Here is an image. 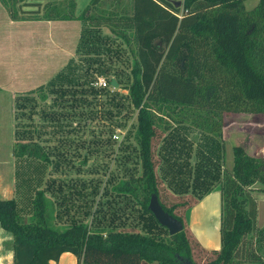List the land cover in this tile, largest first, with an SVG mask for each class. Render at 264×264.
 <instances>
[{"label": "trees", "instance_id": "obj_1", "mask_svg": "<svg viewBox=\"0 0 264 264\" xmlns=\"http://www.w3.org/2000/svg\"><path fill=\"white\" fill-rule=\"evenodd\" d=\"M0 1L12 20L82 22L75 50L78 58L71 57L45 85L29 93L41 89L49 92L51 109L43 106L37 112L34 96L17 95L15 105L24 107L20 117L31 119L39 113L43 119L57 121L71 116L80 120L99 112L98 116L103 114L112 123V133L127 126L120 118L135 113V124L126 130L124 139L132 137L137 145L129 149L125 158L132 160L135 155L141 167V173L134 175L129 169L126 178L114 182L115 190L129 195L125 205L130 208L125 217L134 220L132 215H136L140 231L117 228L119 223L115 221H121L124 213H108L107 199H100V219L96 224L105 230L78 221L58 230L46 215L47 199L42 189H36L30 221L18 213L15 200L0 198V224L14 237V264H49L62 252L75 254L78 263L85 264H196L184 231L185 220L174 213L175 205L160 201L152 160L151 139L156 127L167 131L172 127L170 120L179 123L182 118L200 129L202 146L208 152L194 168V185L204 183L205 188L196 195L202 196L217 182L221 194L220 249L202 264H264V223L258 225L253 193L264 190V157L250 156L242 146L235 145L233 166H224L221 122L224 111L264 114V0H258L248 10L245 0H182L179 5L172 0H131L129 9L119 10L116 8L121 6V0H91L79 16L75 14L77 0ZM103 1L110 3L106 10L99 8ZM103 25L112 28L114 37L102 33ZM117 40L127 46L116 47ZM100 74H111L108 86L94 84ZM112 78L117 88L109 85ZM123 88L128 93H121ZM160 111L169 122L161 120L162 124L157 125L156 113ZM174 114L179 117L173 120ZM19 115L16 111L14 154L48 158L52 150L32 142L31 128H17ZM77 128L72 126L70 131ZM63 139L64 144L71 143V135ZM81 139L78 143H83L82 136ZM102 140L96 137V141ZM113 141L106 137L105 143L114 145ZM216 158L222 163H215ZM152 194L158 196L165 211L182 221L181 232L170 235L159 224L148 207Z\"/></svg>", "mask_w": 264, "mask_h": 264}, {"label": "rangeland", "instance_id": "obj_2", "mask_svg": "<svg viewBox=\"0 0 264 264\" xmlns=\"http://www.w3.org/2000/svg\"><path fill=\"white\" fill-rule=\"evenodd\" d=\"M121 1H122L121 6L119 7L117 6L116 10H119L121 7H123L124 9L130 8L131 0H121ZM177 1H182V0H177ZM90 2L91 0H77V6L75 10L76 16H79ZM257 3L258 0H245L244 6L248 10L256 6ZM109 4L110 3L103 1L102 5H100L99 8L101 10L103 9L106 10ZM80 26L81 23L79 21H76L74 23V26L71 24L69 25V31L72 32L73 35H75L74 46H73L74 48L77 46ZM43 32L46 33L48 31L39 28L36 25V23H33L32 21L27 22V21L10 19L6 8L0 2V71H4L5 73V75H1L0 73V85L2 87H6L5 89L7 90L8 93L13 91L14 93L16 92L22 96L24 95H29V96L32 95V97L34 96V98L38 102L36 108L37 112L43 106L46 108L49 107L51 109L50 105L52 102V95H50L49 92L43 93L44 91L43 89L36 90L32 94L29 93L32 92L33 89L41 85H45L51 79V77H53L56 73H58V71L64 66V62H65L64 57L61 58L62 55H60L59 53L57 54V52H55L54 50H51L49 44L47 45L48 51L45 54L37 50V47L35 46V43L33 42L31 35H33L34 33H43ZM102 33L109 34L111 35V37H114L112 28L109 25H103ZM66 44H65L67 46L66 49H71V44L69 42ZM115 44L116 47L118 48H125V46H127L120 40H117ZM130 46L131 48H133V45ZM43 56H47V57L43 59L44 58ZM129 56H130V61L131 60L133 61L134 60L133 53H131ZM52 57H54L55 60L52 61L51 60ZM77 58L78 56L75 57V59ZM49 60H50V64L48 62ZM40 62H42L44 65L49 64V68L46 69L45 72L39 71V69H41L39 68ZM124 66L126 67V65ZM126 68L129 69L128 67ZM19 69L20 70L23 69V73L18 72ZM126 74L129 75L128 70H126ZM109 76H111V74L110 75L100 74L98 75V78L103 77L104 79L107 80V77ZM117 87H112V88H117ZM120 92L128 93V90L126 88H123L121 89ZM6 101L7 100L2 101L3 102L2 104H4V106L2 108L3 110L2 113H0V117L2 115V117H4L5 122L6 120H9L11 117V109H10L11 102L7 103ZM56 107L57 105L54 108ZM94 107L101 110V108H99L98 106L97 107L94 106ZM23 108L24 107L19 109L17 108V105H15L14 107L15 113L17 111L19 115V113L23 110ZM98 113L95 114L96 116L94 117L90 116L91 114H88L87 118H81L80 120L76 118H72L70 116L67 119H59L57 121H55L54 119L52 120L43 119L40 117L39 113H35L31 119L26 118V115L21 117L19 115L18 117L19 125L17 124L16 126L17 128H19L20 131L27 130V127L29 129L31 128L32 142L34 143L37 141L38 144L44 145L46 150H52V153L49 152L50 157H52L53 159L52 171H58L57 166L60 163L62 166L61 165L59 166L63 173L61 176L64 177L66 176L68 180L72 181L73 177L78 175H82L85 178L88 177L92 169V173H95L98 176V178L103 182V184L105 183L103 187L105 190L107 184V177L109 175L113 173H117L116 175L117 177H121L122 175L126 177L128 175L127 171L124 172L126 170L124 169V167L127 162L122 164L123 161L120 160V158H122L121 157L122 150L116 147L106 148V146L104 145L106 141V137L110 138V142L114 140L113 143L116 144L117 142L125 143V141L128 142L134 141L132 137L129 138L128 140L124 139V137L126 134V130L131 128L132 125L135 124V118H134L135 113L134 114L132 113L133 115L132 117L130 114L128 118H124V119L120 118V120H123V122L125 121V124H127V126L124 128L120 126L121 127L120 130L116 129L112 133L109 129L112 123H110V121H108L106 118L105 120L103 118V114L102 116H98ZM156 114H157V119H156L157 125L162 124L161 120L169 122V120L163 114V111L157 112ZM221 114H222L221 122H222V137H223L222 139L225 141L224 155H223L224 166H226L227 168H231L233 166L234 157L232 154V148L235 145L242 146L250 156H255L260 158L264 157V114L253 113V112L241 113V112H225V111L222 112ZM178 117L179 115L174 114V118L172 117V119L174 120L177 119ZM182 119H184V121H189L188 118H182ZM22 122H24V124H22ZM72 126L76 128L78 127L76 131L75 129L73 130V132L70 131ZM229 126L230 129L228 128L227 131H224V128H227ZM57 128H59L58 131ZM197 131H200V129H197ZM70 135L71 136L73 135V137H77L78 135L79 136L78 142L82 140L81 136L84 139L83 143H79L80 144L79 148H76L77 150L75 155L78 158L76 157L75 160L78 163V165L77 163H74L72 160L73 157L72 154L73 151H71L72 144L71 143L64 144L63 142V140H65L63 138H66V140H68L70 139ZM115 135H118V139L114 137ZM97 136H100V138L103 140L96 141ZM63 144L65 146H63ZM94 147H97L98 150H94ZM58 148H60V150L63 151V153L65 154L64 155L60 154V152L57 151ZM62 156L65 157V159H62ZM83 156H85L86 158L84 162H83L84 160ZM79 158L80 160H78ZM33 159L38 161L39 159L43 160L42 157H38V156H35V158ZM219 160L216 158V160L213 161L215 163L216 161H218L221 164L222 162L221 160L220 161ZM128 164H130L129 165L130 172H132L134 175L136 174V172L141 173V167L137 166L136 160L132 159L128 162ZM210 166L211 169H213L212 168L213 165L209 163V167ZM28 168L29 171L30 169L33 171L31 173L33 179L39 180V175L41 176L40 167L35 168L34 170L33 166L30 165L28 166ZM17 170H18L16 171L17 176H15L16 182H18V187H21L20 185L23 184L22 189H20V197L21 199H23L22 197L26 195V191L28 190L29 186H26L25 182L20 181L21 175H19V173L21 171V166L20 167L17 166ZM113 176L116 179V176L115 175ZM37 180H35L34 183ZM42 184L43 183H38L36 185L35 190L32 192L33 197L35 196L37 187L43 188ZM216 184H214L213 186H215ZM33 186L34 184L30 185V188ZM160 186H162L161 178L157 180V187H158V191L160 190L159 196L161 198L163 196L161 194ZM255 186L262 188V185L259 183H256ZM102 190L103 189H101V191ZM103 191L101 192L100 197ZM218 192L219 189L217 191H213L210 193L211 194L209 196L210 198L208 202L205 203L206 205L205 209L200 208L201 206L199 205V207L196 208L193 213V211H191L193 210V207L192 209L189 208L188 211L186 210L185 206L184 208L182 206L181 209L179 210L174 208V210H176V212L179 213L180 216H182L181 214H184L183 212H185L186 220L184 219L185 216L184 217L182 216L183 219L185 220L184 231H186L188 239L192 244L193 259L196 264H202L206 260L214 258L216 256L214 252L219 251L220 249L221 236H220L219 225L221 222L222 212H221V195ZM253 193L257 199L258 225L261 226L264 223V190H259V191L256 190L253 191ZM103 196H105V194H103ZM47 198L48 196L45 195V199ZM163 200L167 201V203H170V201H168L170 200V198L168 197H163ZM190 203L191 200H186L181 205H190ZM191 205H195V202H193ZM26 206L27 205L20 203L19 204L20 212L25 211L24 207ZM138 206L139 205H136V207ZM45 207H46V215L47 217L50 218V224L53 226L54 229L56 228L58 230H64L68 227V225H62V222L60 223L57 221V219H55L54 217L55 204L53 203V201L47 199ZM133 215L132 217L136 221L137 220L136 215L134 216ZM82 222L86 224L88 227L94 225L92 224L93 221L92 220L88 221L87 218H85V216H83V218L78 221V223H82ZM93 227L97 229L105 230V228H103V226L100 225L98 226L94 225ZM196 228L198 229L199 232H204L205 235L207 231H212L215 235L211 237V241L209 240L208 237L205 239V241H203L201 238H199ZM139 230H141V228ZM162 235L164 236L168 234L164 233ZM207 240L209 241V243L206 242Z\"/></svg>", "mask_w": 264, "mask_h": 264}, {"label": "crops", "instance_id": "obj_3", "mask_svg": "<svg viewBox=\"0 0 264 264\" xmlns=\"http://www.w3.org/2000/svg\"><path fill=\"white\" fill-rule=\"evenodd\" d=\"M21 21H32L33 23H36L39 28L48 31L46 33H34L33 35H31L38 51L45 54L48 51L47 45L49 44L51 50H54L55 52H57V54L59 53L60 55H62L61 58L64 57V66L71 57H75V50L77 47H73L75 35H73V33L69 31V25L71 24L74 26V23L76 21H79L81 23L79 30L80 38V32L82 28V22L80 20L67 19L47 21L41 19H31ZM68 42L71 44V49H66V43ZM43 57V59H45V57L47 56ZM51 60L53 61L55 60V58L52 57ZM48 62L50 64V60ZM49 64L44 65L42 62H40L39 68L41 69H39V71L45 72L46 69L49 68ZM20 69L18 70V72L23 73V69ZM0 73L1 75H5L4 71H0ZM5 88L6 87H2L0 85V113H2V108L4 106V104H2V101L7 100V103L11 102V117L9 120H6V122L2 115L0 117V198L15 200L18 213L21 215V217H23L25 221H30L32 219L31 203H33L34 201L32 192L35 190L36 185L38 184L34 183L33 176H31V173L33 171L31 169L29 171L30 167L28 168V166L32 165L34 170L35 168L40 167L41 176L39 175V180L41 181L40 183H43V188L37 187V189H42L44 194L48 196L47 199L53 201V203L55 204L54 217L58 222H62V225H68V227H70L74 221L81 220L83 216H85L88 221L92 220V224H98V220L100 219V199H103L102 202L107 199L108 204L106 205V207L108 213H124V218L121 221L120 219H117L115 221V224L119 223V226L117 228H123L125 230L133 228L137 231H140L139 229L141 223L139 221H134L125 217V213H127L130 208L129 205L127 208L125 205V201H129L130 199L129 195L124 192H118L114 189V182L116 181V179L118 178L119 180H121L126 178L124 175H122L121 177H116V179H114L113 175L116 176L117 173L109 175L107 177L105 192H103L100 197L101 192L104 190L103 187L105 183L103 184L98 176L95 173H92V169L88 177L85 178L82 175H78L73 177L72 181H70L66 178V176H61L63 173L59 166L61 165L60 163L57 166L58 171H52L53 159L52 157H50V155H48V158L43 160L39 159L38 161L33 159L32 157L28 158L27 155L16 156L14 154V145L17 142L15 127L16 116L14 107L15 98L20 94L16 92L14 93L13 91L8 93ZM170 123L172 124V127L167 131H164L163 128L156 127L155 136L151 139L152 160L155 163L156 178H161L162 182V186H160L161 194L163 197L170 198V200H168L170 201V203H167V201L163 200V197L160 198V201L167 206L175 205V209L178 210L181 209L182 206L183 208L185 206L187 211L189 210V208L192 209L193 207V210L191 211H193L194 213L195 209L198 208L199 205L201 206L200 208H206L205 203L208 202L210 198L209 196L211 195L210 193L213 191H217L219 189V184L217 183L215 186H212L211 188L206 190V192L202 194V196L196 195L197 193H199V191H204L205 188L204 183L200 185V182H198L197 186L194 185V168L198 161L202 160L203 156L208 154L205 147L202 146L204 141L202 140L201 131H197V129L199 128L193 127L189 121H184V119L179 123L170 120ZM78 141V135L77 137H73V135L71 136V151H73L72 160L74 163H77L75 160L77 157L75 153L77 150L76 148H79L80 145ZM104 145L106 146V148L116 147L122 149V158H120V160L123 161L122 164L127 162L124 167V169H126L124 172H126L129 169L130 165L128 164V162L131 159L125 158V155L129 153L130 148H134L135 145H137V142L125 141V143L117 142V144L115 143L114 145H112L111 143H105ZM63 146L65 145L63 144ZM59 149L60 148H58L57 150ZM95 149L98 148L94 147V150ZM135 157L136 156L134 155L131 158L133 160H137V158ZM62 159H65V157L62 156ZM83 159L84 162L86 160L85 156H83ZM78 160H80V158ZM171 162L174 165H170ZM17 166H21V171L19 173V175H21L20 181L25 182L26 186H29L28 190L26 191V195L22 197L23 199H21L20 197V189H22L23 184L20 185L21 187H18V182H16L15 177L17 176L16 171L19 170H17ZM201 169L203 170V166L201 167ZM159 178H157V180ZM33 184L34 186L30 188V185ZM101 189L103 190L101 191ZM72 190L73 192H75L73 195ZM218 193L220 194V189ZM103 194L106 195L103 196ZM126 196H128L129 199ZM186 200H191L190 205H181ZM193 202H195V205H191ZM20 203L27 205L26 207H24L25 211L20 212ZM174 213L179 215L176 210H174ZM183 213L184 214L181 215L184 217L185 212ZM184 219L186 220V216L184 217ZM196 231L199 238H201L203 241H205L207 237L211 241V237L215 235L212 231H207L206 235L204 234V232H199L197 228ZM13 238L14 237L12 236V233L4 229L0 224V264H14ZM206 242L209 243L208 240ZM190 245L192 248L191 242ZM49 264L85 263H78L77 256L71 252H62L58 259L50 260Z\"/></svg>", "mask_w": 264, "mask_h": 264}, {"label": "water", "instance_id": "obj_4", "mask_svg": "<svg viewBox=\"0 0 264 264\" xmlns=\"http://www.w3.org/2000/svg\"><path fill=\"white\" fill-rule=\"evenodd\" d=\"M174 2H176L178 5L182 3V1L177 0H175ZM111 85L113 87H117V82L114 78H112L111 80ZM148 207L150 212L154 214L159 224L167 228V231L170 233V235H174L182 231V221L165 211L161 206L158 196H156L155 194L151 195ZM183 264H190V262L184 261Z\"/></svg>", "mask_w": 264, "mask_h": 264}, {"label": "built area", "instance_id": "obj_5", "mask_svg": "<svg viewBox=\"0 0 264 264\" xmlns=\"http://www.w3.org/2000/svg\"><path fill=\"white\" fill-rule=\"evenodd\" d=\"M94 84L99 87H105L108 85V80L104 79L103 77H100L97 79V81L94 82ZM114 137L118 139V135H115Z\"/></svg>", "mask_w": 264, "mask_h": 264}]
</instances>
